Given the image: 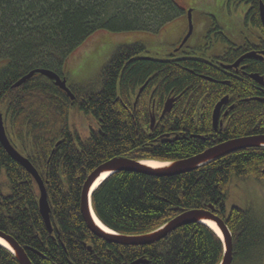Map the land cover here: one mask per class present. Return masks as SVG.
I'll use <instances>...</instances> for the list:
<instances>
[{
	"label": "trees",
	"instance_id": "obj_1",
	"mask_svg": "<svg viewBox=\"0 0 264 264\" xmlns=\"http://www.w3.org/2000/svg\"><path fill=\"white\" fill-rule=\"evenodd\" d=\"M238 1L249 6L247 15L256 25L264 0ZM180 14L173 0H0V113L10 143L44 181L53 232L40 218L32 177L1 145L0 230L18 242L32 264H135L143 258V264L220 263L222 242L204 225L176 229L153 246H118L93 236L79 205L86 177L112 158L174 162L206 148L200 136L209 131L208 124L194 127L187 114L150 131L141 108L147 101L142 98L136 109L132 105L141 87L144 97L153 88L156 94L172 90L191 107L204 93H218V85L207 78L220 75L193 61L174 66L139 59L145 50L137 44L120 46L97 78L71 86L75 100L40 75L13 88L37 68L61 75L69 56L100 30L155 34ZM250 67L264 75L261 64ZM252 86L246 79L235 81L237 116L225 138L264 134V103L243 102L259 91ZM85 120L88 131L81 136L80 121ZM172 131L185 136L176 141ZM263 169L264 148H258L229 153L170 178L118 172L93 192L94 214L108 229L131 236L163 227L180 211L212 206L232 233L233 260H251L264 249V213L228 205V191L237 178L238 183L264 180ZM0 264L19 262L0 247Z\"/></svg>",
	"mask_w": 264,
	"mask_h": 264
},
{
	"label": "flooded vegetation",
	"instance_id": "obj_2",
	"mask_svg": "<svg viewBox=\"0 0 264 264\" xmlns=\"http://www.w3.org/2000/svg\"><path fill=\"white\" fill-rule=\"evenodd\" d=\"M234 2H237L239 4L241 3L238 0H234ZM262 3L264 4L263 1H260L258 4V22L255 23L256 25H254L253 20L247 15L249 6L247 8V13L245 14V18L243 21V23L257 32L258 35L253 39L247 37L239 40L241 39V37L237 36L235 40H230V38L223 33L221 26L217 24L215 17L209 15V18L211 19L209 25L211 26V28L204 34L203 40L199 41L198 45L190 48L187 46V44L194 30L193 9L186 8V12L184 8H181V14L172 21L168 22L169 24L175 21L177 18L185 16V12L186 15H188V19L187 22L184 23L183 30L177 34V37L179 38H177V41L171 46L170 53H168L167 56L162 60H155L151 57H145L144 60H150L151 62L157 61L162 64H171L174 66L182 65L183 62H198L204 64L209 69L214 71L216 75H220L222 78H207V80H209L210 82L212 81L213 83L218 85V88L216 86V90H218V93L216 95L213 94V91L204 93L195 100V103L191 107H189V103L186 101V99H184V96L182 97L181 94L177 95L172 90L168 91V93L165 94H156L154 93L153 88L149 93H147V95L145 93L144 97V94L142 93L143 87H141L137 91L135 100L133 101L132 105L133 108L136 109L139 104L140 106H142L141 102L143 100L147 101L144 104L145 108L143 106L141 108L143 110L145 109L146 115L149 118V123L147 126H149L150 131H152V129L156 127H159L161 123H166V121H168L169 119L171 120V122L176 123L177 118L183 119V114H187L191 117L194 127H202L204 123H207L209 126V131L205 133V135L200 136L201 141H205L207 143L204 150L214 148V146L224 144L228 141H236L238 139L264 136V134L262 133H255L254 131H252L254 129H252L251 132L254 133H251L249 135L246 134V136H236L232 138L224 137V133L228 132L232 127L231 121L237 116L236 110L239 100L235 94V89L233 88L235 81H243L244 79H246V81H252L253 83H255V86H252L254 89H259L257 93L255 92L253 95L250 94L251 97L243 99V102L250 103V101L253 100L264 103V75H262L261 72L253 71V69L250 67L254 62L264 66V24L261 23L259 12V8ZM189 19L192 26V31L188 36V40L183 44V41L186 39L189 30ZM209 32H213V34L212 36L207 37L206 34H208ZM213 36L219 37V40H217L220 42V44L218 43V50H214V48L212 47L214 39ZM205 39H207V41ZM203 48H206L205 53H203V50H201ZM197 52H200V54H198ZM60 76L67 79V82H70L71 80V77H68L65 74ZM257 78L259 79V81L257 80ZM219 86H226L228 88H233L234 90L222 91L219 89ZM166 106L170 107L168 112H165ZM2 119L4 121L3 114ZM151 120L153 123L152 126H150ZM80 122V126H83V124L85 126H87V124L89 125L87 120ZM256 127H258V125ZM82 131L83 129L81 130V132ZM172 134H175L174 138L176 141L179 140V138H181L182 136H185V133L176 131H172ZM86 135L87 129H85V131L81 133V136ZM204 150L202 152H204ZM239 181V178L234 179L232 181V184H238ZM262 181L259 182L261 183Z\"/></svg>",
	"mask_w": 264,
	"mask_h": 264
},
{
	"label": "water",
	"instance_id": "obj_3",
	"mask_svg": "<svg viewBox=\"0 0 264 264\" xmlns=\"http://www.w3.org/2000/svg\"><path fill=\"white\" fill-rule=\"evenodd\" d=\"M260 12V20L261 23L264 24V4L262 3L259 8ZM189 32L186 36V39L183 41V44L188 40V36L191 34L192 26L189 19ZM44 76L47 79L53 81L54 85L64 91L70 99L74 100L75 96L72 95L71 91L66 86V81L62 80L60 76L56 75L51 70H45L41 68H37L31 70L21 79H19L14 85L13 88L19 87L26 83L27 80L33 78L34 76ZM259 81V79L257 78ZM170 107L165 108V112H168ZM0 144L7 155L17 164H20L21 167L26 171L28 175H30L34 184L37 187V195L39 197L37 206L39 207V215L42 218L43 224L47 231L51 234L53 232V228L51 226V217H50V206L48 204V196L46 193V186L44 185V181L41 178L40 174H38L37 170L29 162L27 158H25L21 153H18L13 145L9 142L7 134L4 128V121L2 119V115L0 113ZM264 148V136H257L247 139H238L236 141H228L224 144H220L214 146V148H210L205 150L203 153L193 155V157L184 158L179 161H174L171 163L161 162L164 164H168L166 166H161L160 168L149 167L145 164L147 161H136L131 158H126L122 156H117L112 158L106 163L96 167L92 173H90L81 188L80 191V214L83 218V221L88 227L89 231L93 234V236L98 239H102L107 243L116 244L118 246L125 247H144V246H153V244L159 243L168 237L171 233L175 232L176 229L185 227L186 225H196L201 224L204 226H208L213 232L215 230L207 224V222H211L215 225L216 229L220 231L221 235L217 232L215 234L219 237L220 242H222L223 246V256L219 264H233V242H232V234L227 229V226L223 220H221L218 216L214 215V211L212 206H208L205 209H195V210H184L180 211L177 216H175L172 220L163 225V227L154 230L150 233H145L142 235H123L118 234L112 231L110 228L108 229L104 226L100 220L96 217L93 210L92 204V196L93 192L96 188L103 183L108 177L118 174V172H130L136 174H144L148 176H156V177H172L179 176L185 173L194 172V170L204 167L211 162H214L216 159L226 156L229 153L236 152L238 150H247V148ZM160 163V164H161ZM264 174V169L262 170ZM107 174V176L100 181V183L93 188L96 184V181L100 178V176ZM94 217L99 221L100 225L96 223ZM104 228H103V227ZM106 229V230H105ZM0 240H3L7 243L9 248L3 247L6 251L10 252L11 255L15 257L19 264H32L30 262L27 253L24 249H22L18 242L13 239L10 235L0 230ZM90 250L91 248L88 247ZM37 254H40L37 252ZM147 263L145 258L140 259L135 262V264H143Z\"/></svg>",
	"mask_w": 264,
	"mask_h": 264
},
{
	"label": "rangeland",
	"instance_id": "obj_4",
	"mask_svg": "<svg viewBox=\"0 0 264 264\" xmlns=\"http://www.w3.org/2000/svg\"><path fill=\"white\" fill-rule=\"evenodd\" d=\"M181 8L193 9L194 30L188 47L198 45L202 41L204 34L209 31V15L215 17L216 22L221 26L222 31L230 40H235L240 36L253 39L258 34L243 23L248 5L234 0H173ZM227 5V6H226ZM187 12V11H186ZM177 18L171 23H166L162 29L152 34L151 32H133V33H113L100 30L88 38L77 50L69 56L67 66L64 71L71 76V82L77 85L90 82L97 78L107 61L110 60L114 52L126 45H140L144 48L145 55L140 58H153L162 60L170 53L171 46L177 41V34L183 30L184 23L187 22L188 15ZM209 32L206 36H212ZM212 47L218 50L220 44L219 37L213 36ZM210 39V38H209ZM207 41V39H205ZM209 41V40H208ZM219 43V44H218ZM203 53L206 48L201 49ZM188 52V51H187ZM198 53V52H197ZM200 54V52L198 53ZM68 67V68H67ZM79 119L78 117H75ZM83 124L81 129L85 131ZM82 131V132H83ZM228 205H235L245 208L248 205L255 210L264 213V181L261 183L251 179L245 183L230 185L228 191ZM256 254V253H255ZM251 260H236L234 264H264V249L258 252Z\"/></svg>",
	"mask_w": 264,
	"mask_h": 264
},
{
	"label": "bare ground",
	"instance_id": "obj_5",
	"mask_svg": "<svg viewBox=\"0 0 264 264\" xmlns=\"http://www.w3.org/2000/svg\"><path fill=\"white\" fill-rule=\"evenodd\" d=\"M145 164L147 165V166H151V167H153V168H160L161 166H166V165H168V164H164V163H159V162H156V161H150V162H145ZM107 176V174H104V175H102V176H100V178L96 181V184L94 185V187L93 188H96V186L100 183V181L102 180V179H104L105 177ZM33 179V178H32ZM34 181V180H33ZM39 200V199H38ZM94 220L96 221V223L98 224V225H100V223H99V221H97V219L94 217ZM207 224L208 225H210V227L211 228H213L214 230H215V232H217V233H219L220 235H221V233H220V231H218L217 229H216V227H215V225L213 224V223H211V222H207ZM101 226V225H100ZM103 227V226H102ZM104 228V227H103ZM106 230V229H105ZM3 246V247H6V248H9L8 247V245H7V243L5 242V241H3V240H0V246Z\"/></svg>",
	"mask_w": 264,
	"mask_h": 264
}]
</instances>
